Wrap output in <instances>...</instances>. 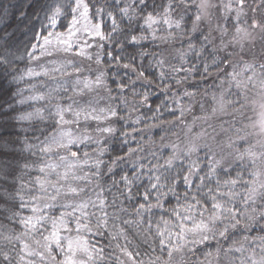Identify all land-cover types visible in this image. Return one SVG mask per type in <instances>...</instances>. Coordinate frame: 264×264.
Returning <instances> with one entry per match:
<instances>
[{
	"label": "snow or ice",
	"instance_id": "6c2138e0",
	"mask_svg": "<svg viewBox=\"0 0 264 264\" xmlns=\"http://www.w3.org/2000/svg\"><path fill=\"white\" fill-rule=\"evenodd\" d=\"M14 7L0 264H264V0Z\"/></svg>",
	"mask_w": 264,
	"mask_h": 264
},
{
	"label": "trees",
	"instance_id": "16d2710c",
	"mask_svg": "<svg viewBox=\"0 0 264 264\" xmlns=\"http://www.w3.org/2000/svg\"><path fill=\"white\" fill-rule=\"evenodd\" d=\"M26 2H27V0H0V13H2V12L7 13V16L0 17V25H3L5 20H7L8 18L13 16V14L16 12V8L14 7L15 5H19L21 3H26ZM17 21H18V14L16 15V17L14 19H11V21H10L11 27L9 28V31H11L13 28H15L17 26ZM17 35L20 37L21 40L26 38V37L22 36L20 33H17ZM129 51H131V49H129ZM19 67L21 70H23L24 65L20 64ZM209 83H211V81H209ZM10 87H11V90H10ZM19 87L24 88L25 85L23 83H20ZM15 90H16V85L14 82H12L11 78H9V80L7 82H5L2 86H0V102H3V100L9 99L11 94H13ZM156 97L157 98H155V102L159 103V101H160V99H162V97H159V93L156 94ZM199 114H200L199 112L196 113V115H199ZM169 118H171V117H169ZM153 133H154L153 138L158 140L159 135L161 133H159L156 130H153ZM171 203H175V201L172 200ZM165 206L168 207V205H165ZM158 211L159 210H157V212ZM147 258L148 257H145V259H147Z\"/></svg>",
	"mask_w": 264,
	"mask_h": 264
},
{
	"label": "rangeland",
	"instance_id": "374dc122",
	"mask_svg": "<svg viewBox=\"0 0 264 264\" xmlns=\"http://www.w3.org/2000/svg\"><path fill=\"white\" fill-rule=\"evenodd\" d=\"M253 51L257 54L260 55V46L257 45L255 49H253ZM253 100L255 101L253 108L248 110L247 115H248V119L249 122H255V121H259L260 120V112L261 109L259 108V104H260V98L259 96H254ZM259 234L257 233H253V235H257ZM239 237H233V239H238Z\"/></svg>",
	"mask_w": 264,
	"mask_h": 264
}]
</instances>
